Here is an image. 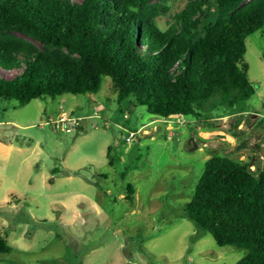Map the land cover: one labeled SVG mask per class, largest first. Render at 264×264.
Masks as SVG:
<instances>
[{
	"label": "rangeland",
	"instance_id": "rangeland-1",
	"mask_svg": "<svg viewBox=\"0 0 264 264\" xmlns=\"http://www.w3.org/2000/svg\"><path fill=\"white\" fill-rule=\"evenodd\" d=\"M187 2L164 0L159 26L168 29ZM245 46L255 93L239 114L157 118L119 102L108 76L96 93L24 106L0 99V235L10 246L0 264L240 261L245 249L210 234L193 240L200 230L181 215L212 156L264 171V28Z\"/></svg>",
	"mask_w": 264,
	"mask_h": 264
},
{
	"label": "trees",
	"instance_id": "trees-1",
	"mask_svg": "<svg viewBox=\"0 0 264 264\" xmlns=\"http://www.w3.org/2000/svg\"><path fill=\"white\" fill-rule=\"evenodd\" d=\"M163 1L0 0V99L96 93L108 76L119 102L157 118L245 112L255 93L246 39L264 28V0H188L166 30ZM249 167L212 156L181 217L199 228L193 240L210 234L247 251L236 264H264V171ZM126 193L132 205L129 184Z\"/></svg>",
	"mask_w": 264,
	"mask_h": 264
},
{
	"label": "built area",
	"instance_id": "built-area-1",
	"mask_svg": "<svg viewBox=\"0 0 264 264\" xmlns=\"http://www.w3.org/2000/svg\"><path fill=\"white\" fill-rule=\"evenodd\" d=\"M72 123H75V121H72Z\"/></svg>",
	"mask_w": 264,
	"mask_h": 264
},
{
	"label": "crops",
	"instance_id": "crops-1",
	"mask_svg": "<svg viewBox=\"0 0 264 264\" xmlns=\"http://www.w3.org/2000/svg\"><path fill=\"white\" fill-rule=\"evenodd\" d=\"M264 152H262V155H263Z\"/></svg>",
	"mask_w": 264,
	"mask_h": 264
},
{
	"label": "water",
	"instance_id": "water-1",
	"mask_svg": "<svg viewBox=\"0 0 264 264\" xmlns=\"http://www.w3.org/2000/svg\"><path fill=\"white\" fill-rule=\"evenodd\" d=\"M263 156H264V153H263Z\"/></svg>",
	"mask_w": 264,
	"mask_h": 264
}]
</instances>
